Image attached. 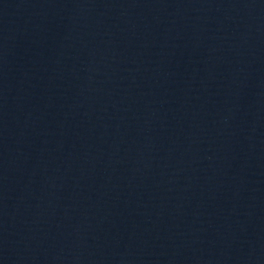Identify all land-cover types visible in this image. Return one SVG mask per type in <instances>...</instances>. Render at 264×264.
I'll return each mask as SVG.
<instances>
[{
    "label": "water",
    "instance_id": "obj_1",
    "mask_svg": "<svg viewBox=\"0 0 264 264\" xmlns=\"http://www.w3.org/2000/svg\"><path fill=\"white\" fill-rule=\"evenodd\" d=\"M0 264H264V0H0Z\"/></svg>",
    "mask_w": 264,
    "mask_h": 264
}]
</instances>
